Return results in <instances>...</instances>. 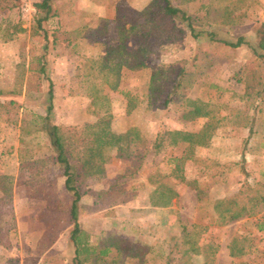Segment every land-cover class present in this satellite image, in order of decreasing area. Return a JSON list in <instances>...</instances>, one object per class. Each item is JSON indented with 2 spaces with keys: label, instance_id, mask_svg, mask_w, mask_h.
Returning a JSON list of instances; mask_svg holds the SVG:
<instances>
[{
  "label": "rangeland",
  "instance_id": "rangeland-1",
  "mask_svg": "<svg viewBox=\"0 0 264 264\" xmlns=\"http://www.w3.org/2000/svg\"><path fill=\"white\" fill-rule=\"evenodd\" d=\"M34 1L0 0V264H74V222L90 244L109 247L82 264H264V201L246 216L220 215L226 200L235 210L249 190L264 193V51L252 52L264 0H169L187 20L153 27L158 39L137 67L127 52L157 23V9H145L153 0ZM239 36L235 47L222 42ZM115 56L111 89L100 76ZM48 102L46 125L62 130L74 168L97 117L112 135L129 130L101 146L98 171L73 178L74 220L40 129ZM204 124L208 141L185 158L178 182L167 157L185 144H166L164 132ZM164 190L173 196L160 205Z\"/></svg>",
  "mask_w": 264,
  "mask_h": 264
},
{
  "label": "trees",
  "instance_id": "trees-1",
  "mask_svg": "<svg viewBox=\"0 0 264 264\" xmlns=\"http://www.w3.org/2000/svg\"><path fill=\"white\" fill-rule=\"evenodd\" d=\"M33 6L37 9L46 8V0H39L34 1ZM150 6H154L157 9V12L159 13L157 17V23H154L149 26L148 29H146L143 33V36L145 35L146 40H142L141 42L137 41V43L128 50L127 55H129V66L130 67H137L142 63V56L145 51L149 49V46L154 42L152 39L156 40L158 37L154 35V31H152L153 27H159L161 28L163 25L164 18L170 19L175 14H179L180 17L185 20H187V17L184 16V14L175 6L171 5L169 0H153L150 4L147 5L145 8L146 10H149ZM149 22V20H148ZM163 22V23H162ZM119 27H122V25H118ZM130 26V25H129ZM189 30H191V27L189 23H187ZM118 27V28H119ZM170 28H172L170 26ZM176 31V30H175ZM211 36V35H210ZM165 38H169V35H166ZM146 41V42H145ZM224 44L235 47L241 43H244L242 37H236L234 42H225L222 41ZM123 45L120 44L119 49H108V52H114V51H123ZM264 51V22L259 23V25L255 29V42L252 47V52L256 55H261V53L257 52ZM106 51V53H108ZM113 62H110L108 65L111 67L109 74L103 73L101 74L100 78L105 79L104 82H106L107 86L111 89H116L117 83H118V73L117 69L120 63V60L116 58V56L112 60ZM38 71L42 72V66L40 65L38 68ZM105 74V75H104ZM98 91H94L92 93H89L91 97L92 103L94 102L96 95ZM47 97L48 100L51 98V90H50V84L48 83V89H47ZM51 109L50 102H48L46 106V114L40 117L41 120V130H44L45 134L47 135L48 141L50 143V146L54 152V160L58 164L61 165L62 168V175L64 176L63 179V187L65 190H68L72 194V199L69 203V217L71 220L75 219V208H76V202L79 199V193L77 190V187L73 185V178L84 176L87 174H90L92 172H96L99 170V151L101 146L103 145H117L118 141L124 139L127 137L129 130L126 131L122 135H112L108 131V127L106 124V120L100 117H97L95 120V123L93 125L87 126V128L91 129V132H89L88 135V141L86 142L85 146H81L79 155L77 156L78 159V166L77 168H74V166L69 162L67 151L65 148V138L63 137L62 130L54 124L46 125L47 120V113ZM193 114H199L198 109L194 108ZM202 115L207 114L201 113ZM95 126V129H92L91 127ZM209 129L207 127V124H204V126L196 131H184V130H171L167 131L165 136L166 144L168 145H175L176 143H184L185 146L180 152L179 155L176 156H170L167 157V163L169 164V171L168 175L175 179L178 182H182L184 180L183 175V163L185 158L191 153V150L194 147L204 146L207 141L209 134L206 133V131ZM163 135V134H161ZM159 139L161 140L162 137L159 136ZM71 168H73V172L71 171ZM173 192V191H172ZM242 191L238 190L237 194L241 193ZM161 196L163 201H161L160 205H166L168 204L169 198L173 196V193H171L169 190L167 192L162 191ZM235 196V195H234ZM245 201L241 202L240 205L237 206L235 210H231L226 204L228 203V200L225 202V207L222 208V214L221 217L226 220L235 219L240 216H246L250 213V209L261 202L264 201V193L258 192V189H251L248 191L247 195H245ZM215 203H217L215 201ZM214 203V208L217 204ZM150 204H154L153 201L150 199ZM259 230L264 228V225L260 224L257 226ZM69 239L71 241L72 247H73V255H72V262L74 264H82L83 261L86 259L93 260L96 257L104 256L108 253L109 247L108 246H97L95 244H90L88 241V235L87 233L80 229L77 224L74 222L72 224V227L69 231ZM228 255H236L238 252L232 251V246L227 245ZM91 258V259H90Z\"/></svg>",
  "mask_w": 264,
  "mask_h": 264
},
{
  "label": "built area",
  "instance_id": "built-area-1",
  "mask_svg": "<svg viewBox=\"0 0 264 264\" xmlns=\"http://www.w3.org/2000/svg\"><path fill=\"white\" fill-rule=\"evenodd\" d=\"M21 1L23 2L22 5L24 9H27L29 7L30 0H21Z\"/></svg>",
  "mask_w": 264,
  "mask_h": 264
}]
</instances>
